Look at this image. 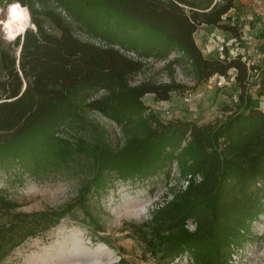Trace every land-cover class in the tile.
I'll return each instance as SVG.
<instances>
[{"label": "trees", "instance_id": "16d2710c", "mask_svg": "<svg viewBox=\"0 0 264 264\" xmlns=\"http://www.w3.org/2000/svg\"><path fill=\"white\" fill-rule=\"evenodd\" d=\"M4 4L18 8L21 23L12 10H1L0 26L11 41L0 38V172L79 181L70 201L34 212H15L19 204L0 190L6 212L0 264L75 211L99 235L90 201L112 180L168 178L173 166L181 184L170 186L140 225L143 252L156 264H230L264 208V64L227 50L205 56L194 33L210 25L239 38L227 14L233 0H0ZM150 60L164 61L167 81L150 74L135 80ZM176 67L196 84L233 71L237 98L223 119L163 120L144 104L147 93L168 100L184 90L174 79ZM252 70L257 96L248 91ZM92 111L119 128L116 143Z\"/></svg>", "mask_w": 264, "mask_h": 264}, {"label": "rangeland", "instance_id": "374dc122", "mask_svg": "<svg viewBox=\"0 0 264 264\" xmlns=\"http://www.w3.org/2000/svg\"><path fill=\"white\" fill-rule=\"evenodd\" d=\"M233 5L227 14L239 27L241 36L235 38L217 27L200 25L194 33L197 46L205 56L222 55L227 50L232 56L240 53L251 65L264 64V0H233ZM1 10L6 14L12 10V16L21 23L16 6L4 4L0 7V16ZM31 26L28 24L27 27ZM74 31L81 38H89L77 29ZM0 38L4 43L11 41L5 38L1 26ZM163 62L150 60L144 70L136 74L135 80L150 74L157 81H167L164 71L160 70ZM174 79L185 88L172 91L168 100H157L151 93L142 98L144 104L163 120L178 118L202 124L223 119L228 113L227 107L237 98L238 87L232 70L226 76L215 74L196 84L176 67ZM248 82V91L257 96L259 80L254 70L249 72ZM90 115L106 129L110 142L116 143L121 134L119 128L96 111ZM78 181L72 175L34 179L27 174L18 177V174L0 172L2 194L19 204L15 212L61 207L75 196ZM179 184L181 180L175 166L168 178L158 173L142 180L114 179L100 198L90 201V209L102 227L99 235L81 213L75 211L56 226L29 237L1 264H118L120 258L124 264H156V257L143 252L137 233L153 210L161 206L168 188H177ZM5 217L6 212L0 209V221ZM98 236H104L107 242ZM245 238L243 244L235 248L230 264H264V208L250 224ZM172 264L187 263L179 259Z\"/></svg>", "mask_w": 264, "mask_h": 264}, {"label": "built area", "instance_id": "2783aa9c", "mask_svg": "<svg viewBox=\"0 0 264 264\" xmlns=\"http://www.w3.org/2000/svg\"><path fill=\"white\" fill-rule=\"evenodd\" d=\"M196 178H197L198 180L200 179L199 176H197ZM182 183H184V185L187 184V180L183 179V180H182Z\"/></svg>", "mask_w": 264, "mask_h": 264}, {"label": "water", "instance_id": "95a60500", "mask_svg": "<svg viewBox=\"0 0 264 264\" xmlns=\"http://www.w3.org/2000/svg\"><path fill=\"white\" fill-rule=\"evenodd\" d=\"M31 27H33V26H31Z\"/></svg>", "mask_w": 264, "mask_h": 264}]
</instances>
